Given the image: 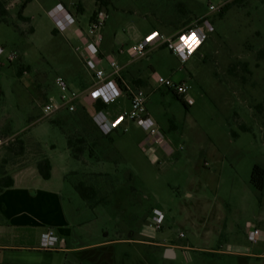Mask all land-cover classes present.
<instances>
[{
  "label": "rangeland",
  "instance_id": "1",
  "mask_svg": "<svg viewBox=\"0 0 264 264\" xmlns=\"http://www.w3.org/2000/svg\"><path fill=\"white\" fill-rule=\"evenodd\" d=\"M4 1L8 23L0 25V173L23 176L44 156L51 160L54 175L48 181L36 175L30 186L55 189L63 182L67 161L70 168L79 166L69 159L67 137L75 135L77 126L90 123L78 108L80 100L76 111L62 109L61 122L56 112L42 116L41 108L59 100V77L76 92L94 83L86 66V46L95 41L100 69L108 73L113 62L122 68L130 88L135 78L146 83L141 88L144 106L160 139L152 143L130 120L101 137L103 147L95 153L106 161L109 176L86 178L79 173L63 183L69 218L84 221L78 233L94 243L127 239L135 232L140 240L195 249L176 248V257L165 259L161 248L152 245H111L115 264H203L208 257L199 249L222 246L238 252L239 245L261 246L257 242L264 241V190L252 187L250 173L256 164L264 168V56L259 55L264 52L263 0H32L24 12L29 23L16 19L22 0ZM58 3L69 7L73 20L71 28L62 31L49 15ZM225 5L222 15L209 10ZM95 11L107 17L90 33ZM203 19L213 31L186 62L159 43L143 55L135 54L153 32L169 39L176 29ZM54 28L59 32L53 33ZM20 67L25 69L18 77ZM159 77L185 83L193 104L186 109L157 85ZM128 101L122 100L121 108L128 109ZM18 137L26 141L22 156L6 150ZM79 183L97 190V198L82 200L72 188ZM98 199L102 202L96 203ZM154 210L164 218L158 231L146 223ZM255 228L259 236L252 244L248 234ZM206 236L212 238L209 244ZM56 250L0 251V264H74L70 255ZM216 262L238 264L231 256Z\"/></svg>",
  "mask_w": 264,
  "mask_h": 264
},
{
  "label": "crops",
  "instance_id": "2",
  "mask_svg": "<svg viewBox=\"0 0 264 264\" xmlns=\"http://www.w3.org/2000/svg\"><path fill=\"white\" fill-rule=\"evenodd\" d=\"M58 5H61L63 9H65V11L68 12L70 16H72V14H70L71 12L69 11V7H66L62 3H58L56 7ZM52 21L56 25L53 19ZM72 25L73 20L70 24L60 30L62 31L69 29ZM190 25H192V23L186 25L185 27L176 29L169 38L180 34L181 31L186 28H190ZM54 31H56V33L59 32L57 28H54ZM121 79L122 83L127 87V89H131L128 86L129 82L125 79V77H122ZM91 86L92 83L89 85V87L80 92H84ZM124 99L128 101L126 97H121L116 104L110 105L107 109L104 110L105 114L110 119L113 120L120 111L124 110L123 108H121V102ZM78 105L84 108L83 111L84 113H86V115L89 116L88 119L90 120V123L85 127L77 126L75 133V136H77V140L84 139L85 148L83 153L81 155H77L75 158L71 154V151L69 149V159L75 161L79 166L70 168V161H67V165L64 169H62L60 177V180L63 182L59 183L55 189L51 187L39 188L30 186V183L34 180L35 176L39 175L35 165L36 161H38L39 159L33 162L34 164L31 165L33 168L29 167L30 169H28L27 173H25L27 171L26 169L22 172L24 173L23 176L20 175L17 177L9 174L14 180V185L13 187L5 189L4 191H2V193H0V251L6 252L10 250H21L25 247L36 252H50L48 250H42L40 244L41 235L48 230H53L59 240L58 242L60 246L58 250H56V253L61 256L70 255L74 260V264H84L85 261L89 262L90 264H110L109 252L107 250L105 251L104 249L111 245H152L156 248H161L162 257L165 256V252L167 249H171L173 254L171 258L176 257V248L184 250H195L194 247H189L188 245L180 246L171 243L168 245L166 243L160 244L153 241L140 240L139 235L135 232H133L127 239H117L112 241L105 240L97 241L94 243L87 242V239H83V237L81 236L83 235V232L82 234L78 233V230H81L83 228L84 221H77L76 219L74 221H71V218H69L65 210L64 195H67L68 190H66L64 184L67 180V176L78 175L79 173H81L86 178L101 179L103 177H108L110 174V169L107 167L104 168L103 162L106 161L99 158L95 153V148L103 147L101 137L106 136L101 133L100 129L93 120V116L96 112V110H94L93 103L83 99L79 102ZM61 111L62 110H59L55 113V116L59 118L60 122L63 121ZM50 148H53V146H50ZM163 149L165 150V147H163ZM86 151H88V155H86ZM48 160L51 165V179L54 175L55 169L51 160ZM19 180L22 181L19 182ZM74 186L75 185H73L72 188L75 191ZM132 190L134 191V189H131V191ZM95 191L96 193L98 192L97 190ZM188 195L189 197H191L190 194ZM99 202H102V199H100ZM150 216L151 213L148 217V220H146L148 228H150ZM253 230L257 229L255 228ZM204 239L207 244H209L212 240L210 236H206L204 237ZM251 243L255 244L253 242ZM257 244L262 246V244H264V241L262 243L258 241ZM261 246H258V248H247L239 245L236 247V250H238V252L225 251L223 250L222 246L216 248L206 247L205 249H199L198 252L204 254L203 257H208L203 258V264H220L217 263L216 260L221 258L223 259L224 257L228 256L236 258L238 264H254L251 262L252 260L257 261L258 263L264 261V248H261ZM114 257L115 256H113V264H115ZM171 258L165 257V259Z\"/></svg>",
  "mask_w": 264,
  "mask_h": 264
},
{
  "label": "built area",
  "instance_id": "3",
  "mask_svg": "<svg viewBox=\"0 0 264 264\" xmlns=\"http://www.w3.org/2000/svg\"><path fill=\"white\" fill-rule=\"evenodd\" d=\"M220 8H215L214 6H209L210 11L217 12ZM55 11V12H54ZM54 12V14H53ZM49 15L55 21L57 27L62 29L72 22L71 16L63 9L61 5H58L54 10L49 11ZM106 14L99 12L96 16L95 21L91 24L90 33L94 30H98L104 23L106 19ZM69 19V20H68ZM213 31V27L206 20H202L201 23L196 22L192 27L187 28L183 32L169 39L161 40L156 32H153L145 38L143 42H140L136 49V55H143L146 49L151 45L158 46L164 44L167 45L168 49L173 55L178 57L181 62H186L194 52L200 48L207 38L209 32ZM156 36V37H155ZM152 37H155L152 39ZM97 45L98 42L89 43L86 46L87 56L90 57L86 61L87 68L92 72L95 79L92 86L85 90L84 92H76L69 88L67 83L62 78H57L55 84L60 92V98L58 101L49 100L46 102L42 108L41 113L44 117H49L55 112L65 109L69 112H74L76 109V104L78 101L88 100L92 103L100 102L106 106L116 104L121 97H126L125 93L121 90L120 81L122 68L118 67L115 63L110 62L108 73L104 72L97 65ZM93 58H95L93 60ZM157 85L159 87L171 89L174 93L182 96L187 105L193 104V99L189 96V88L183 82H175L171 79H165L163 77L157 78ZM129 100V108L122 110L118 115L112 120L104 112V110L96 111L93 120L95 124L100 129L103 135H109L118 127L123 125L126 120L135 122L140 126L151 138L152 143H159L158 138L160 136L157 124L148 116L145 109V98L141 89H137L131 92V98ZM124 132L128 129L125 127ZM163 215L154 210L151 213L149 219V227L154 230H159L163 223ZM182 236V234H180ZM259 236L258 230H252L248 238L251 242L256 243ZM58 238L53 232V230H48L41 235L40 244L42 250H55L59 248Z\"/></svg>",
  "mask_w": 264,
  "mask_h": 264
},
{
  "label": "trees",
  "instance_id": "4",
  "mask_svg": "<svg viewBox=\"0 0 264 264\" xmlns=\"http://www.w3.org/2000/svg\"><path fill=\"white\" fill-rule=\"evenodd\" d=\"M32 0H22V2L20 3V5L18 6V11L16 13V19L22 23H29L30 22V18L24 16V11L27 8V6L31 3ZM96 1H100V0H96ZM264 1V0H263ZM236 1H234L233 3H235ZM228 5L222 6L221 9H219L218 14L222 15L225 10L227 9ZM77 10L79 12L82 11L81 7L78 5L76 6ZM97 12H93L92 16L90 17V22L93 23L96 19L97 16ZM7 17H8V8H7V4L4 0H0V25L5 24L7 25ZM204 20V19H203ZM202 20L198 21V23H201ZM15 28V27H14ZM30 32L32 33V28L30 29ZM53 33H56V31L53 30ZM21 35H23L22 33H20ZM177 36V35H176ZM174 36V37H176ZM179 36V34H178ZM162 46H166V44L162 45ZM259 55L262 57L264 56V52H260ZM245 67V65H243ZM25 68L20 67L18 70V77L22 75L23 71ZM27 69V68H26ZM122 78V76H121ZM120 87L121 90L125 93L126 98L130 99L131 98V92L135 91L137 89H141L144 85H146V83L140 79H135L133 80V84L134 87L131 89H127V87L120 81ZM166 91L178 102H180L186 109L188 108L189 105L186 104V102L184 101V99L182 98V96L177 95L176 93H174L171 89H167L165 88ZM94 106V110L99 111V110H105L108 108V106L100 103V102H96L93 103ZM78 108H80L81 110H84V108L82 106H79ZM172 127V126H171ZM243 131H247V129L245 127L242 128ZM76 135V134H75ZM75 135H71L67 137V146L71 151V154L76 158L77 155H81L84 151L85 148V142L84 139L82 140H77V136ZM108 136V135H105ZM236 136V135H234ZM25 142L23 141L20 137L16 138L13 142H11L9 144V146H7L6 150L9 151L11 154H14L16 156H22L24 154L25 151ZM36 165V169L40 175V177L43 180H49L51 177V165L49 160L44 157L41 156L39 158L38 161H36L35 163ZM250 184L252 185V187H254L256 190L262 192L264 190V168L261 167L260 165H254L252 167L251 173H250ZM14 185V180L12 179L11 175L6 174L5 171L3 170L0 173V193H2V191H4L5 189L11 188ZM75 191L78 193V195L80 196V198L84 201H93L97 198V193L95 191V189L91 186H87L83 183H79L77 185L74 186ZM96 203H100L99 199L97 200ZM95 203V204H96ZM93 206V205H92ZM94 207V206H93ZM104 250H107L109 252V256H110V264H113V256H112V247H107Z\"/></svg>",
  "mask_w": 264,
  "mask_h": 264
},
{
  "label": "water",
  "instance_id": "5",
  "mask_svg": "<svg viewBox=\"0 0 264 264\" xmlns=\"http://www.w3.org/2000/svg\"><path fill=\"white\" fill-rule=\"evenodd\" d=\"M172 256H173V254H172L171 249H167L166 252H165V257L166 258H171Z\"/></svg>",
  "mask_w": 264,
  "mask_h": 264
},
{
  "label": "bare ground",
  "instance_id": "6",
  "mask_svg": "<svg viewBox=\"0 0 264 264\" xmlns=\"http://www.w3.org/2000/svg\"><path fill=\"white\" fill-rule=\"evenodd\" d=\"M156 37V36H155ZM155 37H152V39H154Z\"/></svg>",
  "mask_w": 264,
  "mask_h": 264
}]
</instances>
